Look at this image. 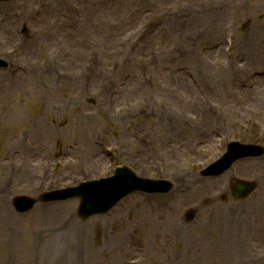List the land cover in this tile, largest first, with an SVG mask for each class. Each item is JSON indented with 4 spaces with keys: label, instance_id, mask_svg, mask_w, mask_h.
I'll use <instances>...</instances> for the list:
<instances>
[{
    "label": "rangeland",
    "instance_id": "obj_1",
    "mask_svg": "<svg viewBox=\"0 0 264 264\" xmlns=\"http://www.w3.org/2000/svg\"><path fill=\"white\" fill-rule=\"evenodd\" d=\"M12 1L0 0V27L6 16L14 19L16 37L0 46L7 63L0 73L14 78L21 61L29 71L19 88L6 79L0 93V264H175L176 254L207 264L192 233V241L207 236L212 246L225 241L229 264L237 228L264 239V174H254L264 166L242 163L196 195L207 180L201 172L226 142L264 147V106L252 101L264 96V44L253 39L264 0H48L53 7L40 0L27 12ZM211 49L217 54L209 58ZM93 150L108 157L95 171L85 162ZM6 159L16 163L8 171ZM120 165L171 181L173 189L131 195L86 220L79 200L38 205L26 215L13 210L15 197L74 187L108 167L107 177ZM233 179L259 186L238 201ZM248 200L259 205L227 222L224 205ZM212 216L218 221L210 225ZM221 227L228 236L213 234ZM79 229L84 236L75 240ZM251 246L250 256L264 252V242Z\"/></svg>",
    "mask_w": 264,
    "mask_h": 264
},
{
    "label": "bare ground",
    "instance_id": "obj_2",
    "mask_svg": "<svg viewBox=\"0 0 264 264\" xmlns=\"http://www.w3.org/2000/svg\"><path fill=\"white\" fill-rule=\"evenodd\" d=\"M44 2H47L48 3V7H53L55 4L54 3H49L48 0H43ZM40 2V0H18L16 3L20 6V8L22 10H24L25 12H27L28 10H26L27 7H32L33 5H36ZM12 3L16 4L15 1H12ZM249 3V1H248ZM50 10V9H49ZM5 20H6V23L4 25H1L0 27V46L3 45L4 42H10V41H13L15 40V35L13 33V28H12V22L14 19H9V16H6L5 17ZM178 23V22H177ZM176 23V24H177ZM258 25V27L256 28V31L254 30L253 33H254V36H253V39L256 40V41H259V42H262L264 44V19L262 21V23H258L256 24ZM216 34V37H217V31H214L213 29L210 30V35H215ZM40 41H41V38L37 40L38 44H40ZM243 41V40H242ZM36 42V44H37ZM244 44L245 41H243ZM35 43V42H34ZM236 43V42H235ZM242 44V42H241ZM235 45V44H234ZM30 48H32V46H30ZM217 54V51H214L213 49H211V52H209V58L211 57H215V55ZM14 72L16 71V74L18 73V75H16L14 78H11V76L9 75H6V74H2L0 73V93H4V90H7V85H6V79H9L10 82H9V86L13 87V88H19L20 86V77H24L26 78V76L28 75L27 72L29 70H27V68L24 67L23 65V62L21 61L18 65V68H14ZM1 72V71H0ZM31 72V79H36V74H37V69L36 68H33L30 70ZM182 79V78H181ZM262 83L264 84V80L262 81ZM254 94V93H253ZM258 96L255 97L254 99H252V101L255 103V106H259L261 105V103L263 104L264 106V96H263V93L261 94H257ZM207 123V122H205ZM201 129V132L204 133L206 131V126L204 125V122H203V125H202V128ZM152 141H157L159 142V139H152ZM21 143V140L19 141H15L14 143H10L6 146V148H10L12 146H16V144H19ZM147 149V148H146ZM145 149H143L144 151ZM145 152V151H144ZM108 159L107 156H104L103 154H99V152L97 150H93L91 154H89L87 156V158H85V162L88 164V168L91 170V171H95V169L98 167H101V163L103 161H106ZM262 162H264V160H262ZM254 164H249V166L253 165V166H264L262 164H255V163H260V162H253ZM15 161L11 163L10 159H6L4 161V163L2 164V169L5 170V171H8L11 167H14L15 165ZM252 166V167H253ZM97 168V169H98ZM257 171L254 172L255 175L257 174H264V169H260L258 168ZM20 169L19 168H16L15 169V173L18 172L19 173ZM32 171V170H31ZM24 173V166L21 170V175ZM63 175H67V174H63ZM62 175V177H63ZM220 180L216 181V180H210V181H206V180H202L200 179V181L198 183H201L202 184V190L199 189L198 191H196V195L197 196H201L203 194V191L207 190V185L206 183H215V182H219ZM7 182V174H3V177L1 179V183L2 184H6ZM30 192V191H29ZM31 192H34V191H31ZM30 192V194H31ZM221 195H225L226 193L224 191L220 192ZM2 195H4V193H2ZM206 195H204L203 197H205ZM3 196H0V198H2ZM259 200H248V202H243L242 204H229L231 203L232 201L230 200V202L228 204H225L224 205V209H227L228 212L225 210L226 212V215L227 217L229 218V216H233V218L235 217V219L237 218V215L239 213H242V215H247L249 213V209L253 208L254 205L255 206H258L259 205V202H257ZM250 202H252V204H250ZM5 203V202H4ZM222 209V210H224ZM222 214V212H220ZM225 214V213H224ZM225 219V217L223 218L224 220H226L227 222H231V219L232 218H227ZM221 218L219 217V220ZM215 221H218V219L216 218V216H212L211 217V221H209L208 224L210 225H213L215 224ZM69 222V227L68 229L71 230L70 226H72L73 228V225L71 224L70 221ZM224 222V221H223ZM187 231H190L187 229ZM192 233V232H191ZM215 233L218 235L217 237H225V236H228V230L226 232V228L225 227H221V228H217L216 230L213 231V234L215 235ZM254 234V232H248L247 233V236H249V234ZM82 232V230H77L76 232V235L74 237H72L73 239H78L79 236H84V234ZM190 234V233H189ZM68 235H71L70 233ZM204 240L202 239H198L196 238L194 241H192L193 239V233L191 235V244L193 243L195 248L198 247L199 243L203 245V249H204V253L206 254V260L205 262L207 264H224V262L227 261V243L225 241H222V240H219L217 241V243H214V246L210 245V243L212 241H210L207 237V236H203ZM72 239V240H73ZM187 243L190 244V235H188V239H187ZM187 246V245H186ZM219 249L221 250L222 253L220 252H217L216 250ZM196 251V249H195ZM195 258V259H193ZM199 258H196L195 255L191 258H187V259H184V256L181 258V257H177L176 258V262L177 264H202L204 263L202 259V261L200 262V259L198 260ZM227 264H228V261H227Z\"/></svg>",
    "mask_w": 264,
    "mask_h": 264
},
{
    "label": "water",
    "instance_id": "obj_3",
    "mask_svg": "<svg viewBox=\"0 0 264 264\" xmlns=\"http://www.w3.org/2000/svg\"><path fill=\"white\" fill-rule=\"evenodd\" d=\"M249 152V151H248ZM240 154L237 153L231 157L230 160L233 158L239 156ZM131 174H127L126 180L123 182V186L125 188V191L117 190L111 193H108L106 196L103 197V194H100V196L97 197V199L92 198V196H85L81 193H75L77 196H81L83 198V208H82V216L84 217H89L91 215L97 214V213H103L106 211H109L117 202L118 200L123 197L125 194L129 193L131 190H133V182L131 181ZM156 184V183H154ZM253 184H245L242 185L240 184L239 188V195L238 196H243L245 194H248L252 191L253 189ZM151 188V183L147 186ZM171 189V185L166 182H158L156 184V187L153 188L154 191L158 190L161 192L169 191ZM54 197L53 195H50L48 198ZM96 200H99L97 202ZM29 205L33 204L29 200H27ZM18 203L25 204L24 201L21 199L18 200Z\"/></svg>",
    "mask_w": 264,
    "mask_h": 264
}]
</instances>
